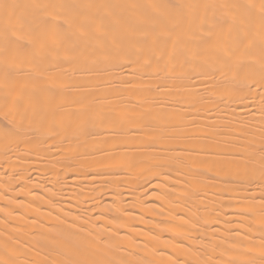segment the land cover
I'll return each instance as SVG.
<instances>
[{
	"label": "bare ground",
	"instance_id": "1",
	"mask_svg": "<svg viewBox=\"0 0 264 264\" xmlns=\"http://www.w3.org/2000/svg\"><path fill=\"white\" fill-rule=\"evenodd\" d=\"M0 264H264V0H0Z\"/></svg>",
	"mask_w": 264,
	"mask_h": 264
}]
</instances>
